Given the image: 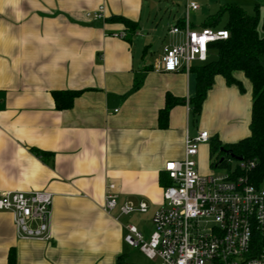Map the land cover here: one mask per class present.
Instances as JSON below:
<instances>
[{
  "label": "crops",
  "instance_id": "0c3cea01",
  "mask_svg": "<svg viewBox=\"0 0 264 264\" xmlns=\"http://www.w3.org/2000/svg\"><path fill=\"white\" fill-rule=\"evenodd\" d=\"M181 1L0 0V193L54 196L49 242L20 239L14 215L0 212V264H132L125 227L142 219L136 226L150 236L163 203L161 176L167 163L184 159L186 137L210 134L197 158L199 172L208 175L213 144L234 145L251 136L253 88L244 74L234 75L243 93L215 76L196 116L197 70L205 64L157 72L161 59L152 61L150 51L160 9ZM191 3L198 10L188 9ZM184 5L177 23L188 20L195 29L227 5L250 7L252 15L258 10L261 22L264 17V0ZM101 6L104 19L95 20ZM115 17L136 23V31ZM225 23L211 29L224 30ZM164 39L163 47L182 35ZM216 59L213 49L209 61ZM54 92L80 94L72 108L59 110ZM110 184L119 206L146 203L148 212L119 219L107 214Z\"/></svg>",
  "mask_w": 264,
  "mask_h": 264
},
{
  "label": "built area",
  "instance_id": "2783aa9c",
  "mask_svg": "<svg viewBox=\"0 0 264 264\" xmlns=\"http://www.w3.org/2000/svg\"><path fill=\"white\" fill-rule=\"evenodd\" d=\"M188 9L196 11L198 6L191 3ZM104 15L101 6L92 18L103 20ZM168 33L182 35V40L163 47L157 72H188L207 64L215 44L230 38L227 30L195 29L188 20ZM210 139L206 131L186 137L184 159L165 166L170 184L153 215L150 236L128 224L124 242L159 264H264V182L257 185L249 177L256 162L237 161L233 168L228 158L224 172L202 175L197 158ZM114 190V185L107 186V214L119 219L148 212L146 203L119 206ZM53 200V194L42 191L0 193V212L14 215L20 239L49 242Z\"/></svg>",
  "mask_w": 264,
  "mask_h": 264
},
{
  "label": "trees",
  "instance_id": "16d2710c",
  "mask_svg": "<svg viewBox=\"0 0 264 264\" xmlns=\"http://www.w3.org/2000/svg\"><path fill=\"white\" fill-rule=\"evenodd\" d=\"M227 15L224 30L229 31L230 38L224 42L215 44L217 59L209 61L198 68V96L194 101L191 111L199 116L207 92L214 85L215 76H223L228 85L237 86L244 92L242 84L235 78L236 73H242L250 81L253 88V113L251 122V136L234 145H212L211 157H215V166L223 157L221 148L232 150L237 156H242L245 161H255L256 167L249 177L254 184L264 182V17L258 10L254 15L248 14L238 5L224 6L220 13L210 16L204 23V28L218 26L221 18ZM112 21L123 24L130 31H136L137 24L124 18L115 17ZM178 26L183 28L184 20H180ZM261 24V26H260ZM78 92H54L53 98L59 110L72 108L74 100L79 96ZM169 107L161 114L164 119ZM228 157L221 167H227ZM161 185L165 188L170 182L166 174L161 176ZM117 264H123L120 259Z\"/></svg>",
  "mask_w": 264,
  "mask_h": 264
},
{
  "label": "rangeland",
  "instance_id": "374dc122",
  "mask_svg": "<svg viewBox=\"0 0 264 264\" xmlns=\"http://www.w3.org/2000/svg\"><path fill=\"white\" fill-rule=\"evenodd\" d=\"M184 3H185V0H182L181 3H179V5H177L176 3L175 4L169 3L167 6L165 7L163 6L160 9V13L158 17V24H159L158 36L155 39L153 47L150 51L152 54H154L152 61H154L156 58L161 59L162 54H163V44L165 42L164 38L166 34L169 32V29L177 23L179 19L184 18L185 13H186ZM244 10L246 9L244 8ZM246 12L251 15L254 13L253 9L250 7L248 10H246ZM190 20L192 24L196 26H200L202 22L200 19H198V17H194L192 15L190 17ZM224 23H225V17L220 21V25L223 26ZM150 57H151V54L149 55V58ZM215 160H216L215 157L211 158L210 165L208 167V172H207L208 174L221 173L225 171V167H219V168L212 167L213 163H215ZM231 162H232L233 168H235L238 165V162L233 159H231ZM142 222H143L142 219L132 220V224H135V225L142 224ZM127 253L130 256L132 264H159L158 261H150L149 259L143 257V254L138 249L128 247Z\"/></svg>",
  "mask_w": 264,
  "mask_h": 264
},
{
  "label": "water",
  "instance_id": "95a60500",
  "mask_svg": "<svg viewBox=\"0 0 264 264\" xmlns=\"http://www.w3.org/2000/svg\"><path fill=\"white\" fill-rule=\"evenodd\" d=\"M222 153H223V157L219 160V162L216 164L215 168H219L223 161L228 157V158H231L235 161H238V162H241L243 161V157L242 156H237L232 150H226V149H223L221 148L220 150Z\"/></svg>",
  "mask_w": 264,
  "mask_h": 264
}]
</instances>
